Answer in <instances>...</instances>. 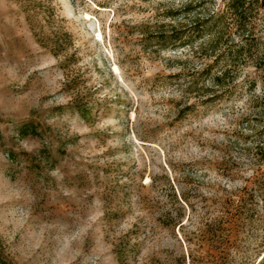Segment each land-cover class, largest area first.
Returning <instances> with one entry per match:
<instances>
[{
	"label": "rangeland",
	"instance_id": "374dc122",
	"mask_svg": "<svg viewBox=\"0 0 264 264\" xmlns=\"http://www.w3.org/2000/svg\"><path fill=\"white\" fill-rule=\"evenodd\" d=\"M50 1L56 54L0 0V264H257L264 9L196 32L225 0Z\"/></svg>",
	"mask_w": 264,
	"mask_h": 264
},
{
	"label": "trees",
	"instance_id": "16d2710c",
	"mask_svg": "<svg viewBox=\"0 0 264 264\" xmlns=\"http://www.w3.org/2000/svg\"><path fill=\"white\" fill-rule=\"evenodd\" d=\"M22 6L23 11L26 13V20L30 24V28L35 36L37 42L42 46H50L54 54L65 50L70 44L69 34L63 30V28L58 24V16L56 14L55 6L50 0H19ZM223 10H217L212 12L211 15L203 22L195 21L193 23L192 29L198 32L199 23H207L208 21L214 20L217 23H226L232 22L231 24L235 25L236 28H241L246 26L250 21L254 11H257L259 8L264 9V0H225ZM230 17H228V16ZM230 19V20H229ZM229 20V21H228ZM44 27H48V32L44 31ZM200 32V31H199ZM165 40L172 39L177 41H183V44H188L186 40H189V35H186V32L183 30L173 31L170 34L164 35ZM185 40V41H184ZM226 71H221L218 75L215 76V84L219 85L221 80L225 78ZM81 114H84V111H81ZM85 116V115H83ZM29 131L36 132L35 128L30 127L29 125L24 124L21 127V133L27 134ZM257 192L258 196L261 197V201L264 204V173L259 175L257 180ZM242 212V211H241ZM235 212V215L239 216L243 213ZM245 222L248 220V215H244ZM233 222V220H229ZM247 223H241L238 225L240 230H247ZM220 223L216 224L214 227V233L219 230ZM221 229V228H220ZM260 255V254H259ZM119 262H124V255L122 253H117ZM264 255L261 256L257 264H262ZM1 260V259H0Z\"/></svg>",
	"mask_w": 264,
	"mask_h": 264
}]
</instances>
